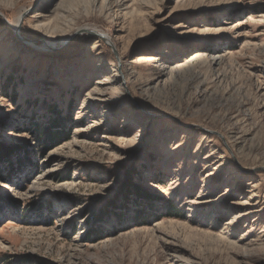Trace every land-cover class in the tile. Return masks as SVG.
Wrapping results in <instances>:
<instances>
[{
  "label": "rangeland",
  "instance_id": "374dc122",
  "mask_svg": "<svg viewBox=\"0 0 264 264\" xmlns=\"http://www.w3.org/2000/svg\"><path fill=\"white\" fill-rule=\"evenodd\" d=\"M3 148L0 264H264V0H0Z\"/></svg>",
  "mask_w": 264,
  "mask_h": 264
},
{
  "label": "water",
  "instance_id": "95a60500",
  "mask_svg": "<svg viewBox=\"0 0 264 264\" xmlns=\"http://www.w3.org/2000/svg\"><path fill=\"white\" fill-rule=\"evenodd\" d=\"M22 18H23V16L20 18V22L18 23V25H17V27H12L13 28V30H14V32L16 33V35L17 36H20V28H21V20H22ZM84 33H88V34H90V35H94V36H97L98 38H100L102 41H104L105 43H107V44H111L110 43V38L106 35H104V34H101V33H98L97 31H94V30H92V31H90V30H87V29H83V30H79L75 35H73L71 38H70V40L69 41H71V40H73L74 38H76V37H78L79 35H82V34H84ZM18 38H20V40L22 39L21 37H18ZM109 39V40H108ZM45 45H47L46 43H45Z\"/></svg>",
  "mask_w": 264,
  "mask_h": 264
},
{
  "label": "trees",
  "instance_id": "16d2710c",
  "mask_svg": "<svg viewBox=\"0 0 264 264\" xmlns=\"http://www.w3.org/2000/svg\"><path fill=\"white\" fill-rule=\"evenodd\" d=\"M40 128V127H39ZM48 134V136L51 138V140L53 139V138H58L59 137V135H58V137H56V134H51V133H47ZM0 153H2V156L0 155V158H3V155L4 156H9V154L11 153V151L9 150V149H6V150H4V148L3 149H0ZM139 194V193H138ZM143 197H145L144 196V194H143ZM12 201H13V199L11 200L10 199V203L12 204Z\"/></svg>",
  "mask_w": 264,
  "mask_h": 264
},
{
  "label": "bare ground",
  "instance_id": "6f19581e",
  "mask_svg": "<svg viewBox=\"0 0 264 264\" xmlns=\"http://www.w3.org/2000/svg\"><path fill=\"white\" fill-rule=\"evenodd\" d=\"M91 31V30H90ZM95 31V30H94ZM109 40V39H108ZM110 41V43L111 44H113V45H116L115 43H113V42H111V40H109ZM194 57L192 58V60H196L198 57H199V55H196V53H194V54H192ZM192 61H189V63H191Z\"/></svg>",
  "mask_w": 264,
  "mask_h": 264
}]
</instances>
